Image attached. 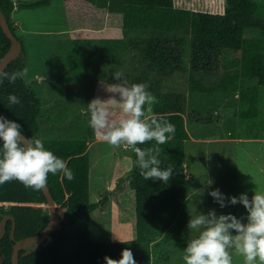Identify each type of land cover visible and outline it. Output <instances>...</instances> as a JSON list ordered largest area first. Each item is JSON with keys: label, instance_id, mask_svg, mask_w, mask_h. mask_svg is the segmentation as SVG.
<instances>
[{"label": "trees", "instance_id": "1", "mask_svg": "<svg viewBox=\"0 0 264 264\" xmlns=\"http://www.w3.org/2000/svg\"><path fill=\"white\" fill-rule=\"evenodd\" d=\"M70 1L74 4L89 2L111 12H120L123 36L62 38L54 50L55 55L61 53L63 56L54 58L61 62L64 72H60L63 75L60 80L67 85L80 83L91 73L96 61L126 57L133 69L131 84L146 83L155 98L156 102L151 105L152 114L175 125V133L166 134L168 141L159 145L161 168L171 166L173 175L168 183L159 179L145 180L135 163L137 157L133 151L129 184L136 197V236L123 239L127 243L94 239L90 233L91 213L106 204L109 196L106 193L98 201H92L90 197L88 148L95 134L89 127L88 108L80 114L62 105L59 113L49 116L52 121L71 113L76 122L66 136L45 135L41 115L49 99L38 96L25 78L15 83L4 80L0 83V114L19 123L26 136L42 139L46 149L67 162L75 177L69 181L62 172L48 174L47 184L63 212L62 227L52 231L35 251L22 255L24 249L21 250L19 264H106V256L118 260L125 248L133 252L137 264H176L178 250L189 243L190 232L186 145L191 136L185 116L188 105L192 109L202 107L211 111L229 99L238 104L237 114L240 116L237 124L229 126L231 136L264 137V127L260 128L261 131L254 129L257 120L264 122V19L257 16L264 0H224L223 13L179 7L174 0ZM51 4L52 0H18L17 3L0 0V7L12 30L23 44V53L10 61L5 71L22 70L27 62V45L13 26V11L19 7L35 9ZM247 32L254 34L247 36ZM186 43L191 48L189 66L183 58ZM10 45L11 40L0 24V61ZM86 45L90 47L86 48ZM93 45H97V49ZM218 69L221 70L219 76ZM184 70L189 72L190 92L196 95L188 105L182 94L161 89L163 79ZM209 77L212 84H206ZM10 94L17 95L21 103L11 104L8 100ZM204 99L207 103L202 104ZM147 107L149 105H145V109ZM209 116L211 119V114ZM2 144L0 139V147ZM153 146H156L154 140L137 145L142 149ZM122 179L119 177V183ZM22 202L43 204L47 203V197L43 189L37 191L25 187L17 180L0 185V211L15 216L17 239L39 234L50 218L49 211L43 206L18 204ZM174 243L181 247L174 246ZM13 244L9 223L0 241V255H6L1 264H12Z\"/></svg>", "mask_w": 264, "mask_h": 264}, {"label": "rangeland", "instance_id": "2", "mask_svg": "<svg viewBox=\"0 0 264 264\" xmlns=\"http://www.w3.org/2000/svg\"><path fill=\"white\" fill-rule=\"evenodd\" d=\"M17 1L14 0L15 3ZM174 3L176 6L194 10L224 12V0H174ZM257 16L264 19V4L260 6ZM12 23L27 45L28 74L25 77L27 84L38 96L49 99V102L44 104L41 115L43 134L54 133V135L66 136L72 129L73 123L76 122L73 114L69 113V116H64L57 121H52L49 117L59 113L62 105H67L76 112L84 114L88 104L95 98L105 101L111 98L119 99L118 93H110L106 90L108 85L118 83L115 73H123L122 79L127 80L131 85L133 69L126 57L122 60L121 56L98 60L92 67L91 73L84 76L80 83L69 85L63 84L60 80L64 73L61 70L62 65L58 60H54V58L63 57L61 53L55 55L54 51L63 40L62 38L71 40V38L81 37H122L120 12H111L107 8L98 7L89 2L80 1L74 4L70 0H52V4L45 7L16 8L12 13ZM251 34L254 32L246 33L247 36ZM93 46L97 49V45ZM87 47L90 46L86 45ZM96 49L94 51H97ZM190 51V44L186 43L183 58L188 66L191 60ZM216 73L219 76L221 70L218 69ZM206 80H208L206 84H212V78L209 77ZM161 89L182 94L187 105L194 96L196 97L189 89L188 70L176 71L166 80L163 79ZM206 101L204 99L202 104L207 103ZM225 101L222 106L211 111L202 107L192 109L188 105L185 114L191 136L186 145L187 186L189 192L195 191L188 199L189 221L191 217L207 214L215 209L217 215L232 213L246 224L248 212L242 203L227 204L221 208L210 192L219 189L224 194L226 203L232 196L239 197L241 193H247L251 200L255 190L264 192V142L254 144L220 141L221 138L231 136L232 128L226 127L227 122L237 124L240 120L237 114L238 104L231 103L229 99ZM244 120L250 121L249 118ZM233 124H230V127ZM262 124L260 127L257 126L260 131ZM88 151L91 159V200L98 201L106 193L109 196L106 204L91 213V236L97 240H119L116 236L120 239L135 238L136 197L135 191L129 184L133 150L123 145L113 147L95 136L90 141ZM119 177H123L120 183ZM197 185H202L199 191L194 187ZM45 204L39 205L43 206L44 210H48ZM58 208H61L60 204ZM232 231L235 235V230ZM196 235L194 230H190L189 242ZM173 245L181 247L175 243ZM187 245H183L178 250L174 263H185L183 256ZM229 251L233 258L232 264H244L243 256L237 255L234 250Z\"/></svg>", "mask_w": 264, "mask_h": 264}, {"label": "clouds", "instance_id": "3", "mask_svg": "<svg viewBox=\"0 0 264 264\" xmlns=\"http://www.w3.org/2000/svg\"><path fill=\"white\" fill-rule=\"evenodd\" d=\"M27 74V68L9 73L0 67V83L4 80L15 83ZM114 75L118 83L108 85L106 90L118 93L119 99H93L88 104L89 127L99 140L113 147L123 145L133 149L137 157L135 163L145 180L159 179L168 183L173 168H161L159 145L168 141L166 134L175 133V125L162 116L152 114L151 105L156 101L146 83L129 85L127 80L122 79L123 73ZM8 100L11 104L21 103L15 94H10ZM145 105L149 107L145 109ZM21 132L19 123L0 115V139L3 140L0 147V185L17 180L25 187L39 191L47 185L49 173L55 175L62 172L69 181L75 178L67 162L46 149L42 139L26 137ZM152 140L156 146L146 149L137 147ZM210 195L221 208L227 204L242 203L248 212L247 223L232 213L217 215L215 209L191 217L188 228L197 235L185 248V264H232L229 250L243 256L244 264H264V192L255 190L251 200L247 193H241L239 197L232 196L227 203L219 189L211 191ZM59 211L63 217L61 209ZM232 230H235V235ZM105 261L106 264H137L128 248L122 251V258L117 260L106 256Z\"/></svg>", "mask_w": 264, "mask_h": 264}, {"label": "water", "instance_id": "4", "mask_svg": "<svg viewBox=\"0 0 264 264\" xmlns=\"http://www.w3.org/2000/svg\"><path fill=\"white\" fill-rule=\"evenodd\" d=\"M0 24L5 32V34L10 38L11 45L9 50L3 56L0 61V67L4 69L10 63V61L18 58L23 53V44L22 41L17 37L14 31L11 28L10 22L7 19L5 13L0 7ZM1 115V114H0ZM21 135L26 136L23 132ZM28 137V136H26ZM44 193L47 197V203L44 205L47 207L50 218L47 225L41 230L39 234L26 236L20 239L15 237V229H16V219L12 214H2V219L0 220V241L3 239L7 232V223L8 219H12V228H11V236L14 239L13 251L11 255L12 264H19L21 250L24 249L22 255H27L33 251H35L40 244L49 237L52 231L60 229L62 227V213H60V209L58 208V203L56 202L54 196L52 195L48 184L43 189ZM18 204H27L39 207L40 205L37 203L30 202H22ZM6 255H0V264L5 260Z\"/></svg>", "mask_w": 264, "mask_h": 264}, {"label": "crops", "instance_id": "5", "mask_svg": "<svg viewBox=\"0 0 264 264\" xmlns=\"http://www.w3.org/2000/svg\"><path fill=\"white\" fill-rule=\"evenodd\" d=\"M237 96H238V94L236 95V97ZM263 121H264V119H263ZM256 122H258V123H256L254 125L255 126L254 129H257V126L260 127L261 123H264V122H262V120H257ZM230 124H233V122L231 123L228 121L226 127L229 128ZM251 125H253V124H251ZM262 127H264V125H262ZM228 140L229 141L246 142V143H254L255 144L257 142H264V137H232V136H229V137H226L225 139H222V138L220 139V141H223V142H225V141L227 142ZM186 168H187V165H186ZM186 172H187V170H186ZM187 178H188V172H187ZM194 187L197 191H199L202 188V185H197ZM194 192H195L194 190H190V192H189V189H188L187 207H188V199H189V197L193 196ZM188 212H189V218H190L189 207H188ZM122 239H125V238H122Z\"/></svg>", "mask_w": 264, "mask_h": 264}, {"label": "flooded vegetation", "instance_id": "6", "mask_svg": "<svg viewBox=\"0 0 264 264\" xmlns=\"http://www.w3.org/2000/svg\"><path fill=\"white\" fill-rule=\"evenodd\" d=\"M2 214H11L12 215V213H10V212H4V211H0V220L2 219ZM12 219L11 218H9L8 219V223H7V229H8V226H9V223L11 224V228H12Z\"/></svg>", "mask_w": 264, "mask_h": 264}, {"label": "bare ground", "instance_id": "7", "mask_svg": "<svg viewBox=\"0 0 264 264\" xmlns=\"http://www.w3.org/2000/svg\"><path fill=\"white\" fill-rule=\"evenodd\" d=\"M95 152H96V151H95ZM98 155H99V154H98ZM98 155H96V156H98ZM102 157H103V156H101V159H103ZM99 162H100V160H99ZM99 162H98V163H99ZM107 166H108V165H107ZM93 167H94V166H93ZM97 168H99V167H97ZM94 172H95V171H94ZM94 172H93V174H94ZM101 174H102V173H101ZM99 176H100V175H99ZM91 178H92V177H91ZM91 181H92V180H91Z\"/></svg>", "mask_w": 264, "mask_h": 264}]
</instances>
